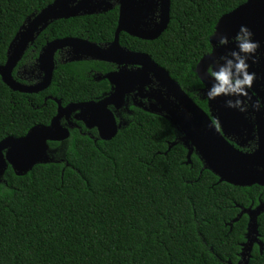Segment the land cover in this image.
Returning a JSON list of instances; mask_svg holds the SVG:
<instances>
[{
  "label": "trees",
  "instance_id": "obj_1",
  "mask_svg": "<svg viewBox=\"0 0 264 264\" xmlns=\"http://www.w3.org/2000/svg\"><path fill=\"white\" fill-rule=\"evenodd\" d=\"M53 1L0 0V66L27 19ZM246 1L171 0L170 23L159 39L125 36L124 43L148 53L194 97L202 87L196 66L211 51L219 19ZM116 25L115 12L53 22L13 77L39 81L38 57L47 42L79 37L102 46L113 40ZM109 69L98 61L64 64L56 57L51 86L33 95L12 91L0 76V142L49 125L58 107L51 98L63 106L101 98L107 81L89 72ZM78 125L65 142L49 143L52 162L23 176L9 166L0 179V264L240 263L249 218L234 220L264 202V187L220 182L196 154L188 164L176 128L142 109L133 108L110 141ZM258 227L263 248L254 245L248 264H264V213Z\"/></svg>",
  "mask_w": 264,
  "mask_h": 264
},
{
  "label": "water",
  "instance_id": "obj_2",
  "mask_svg": "<svg viewBox=\"0 0 264 264\" xmlns=\"http://www.w3.org/2000/svg\"><path fill=\"white\" fill-rule=\"evenodd\" d=\"M55 0L51 5L42 9L38 14L29 17L20 28L11 42L7 60L0 66V76L3 82L14 92L22 94H38L47 90L53 80L55 71V55L65 48L70 49L69 62L92 59L103 62L121 64L142 65V70L128 72L125 69L118 74H108L112 84H116L115 91L97 102L89 101L70 104L63 107L60 100L57 114L49 125H37L25 136L20 138L7 137L0 142V179L6 173L8 167H12L18 176L29 173L36 165L47 164L53 161L50 157L49 143H63L70 137L69 127L63 126L61 121L65 118L70 120L72 113H77L75 118L82 121L86 128H96L99 138L103 141L112 140L121 128L117 124L114 113L110 106L120 109L125 102V95L129 92V86L137 79L149 77L150 74L159 82L160 86L167 91L156 99L145 111L163 115L176 126L183 135L180 141L188 147V164L194 152L204 164V169L216 175L220 182H225L236 187H251L258 185L264 187V128L259 134L258 148L253 153H245L232 146L221 134L212 119L182 90L178 82L171 78L169 72L158 66L149 55L130 52L122 49L119 45V34L126 32L134 37L144 40H156L167 29L170 23L171 0H161V23L152 33L132 28V22L128 20L127 10L132 5L131 0L121 1L120 20L115 41L107 47H101L95 43L78 38H64L51 41L46 44L38 57V69L42 75L41 80L34 85H26L18 82L13 77V72L21 62L23 56L34 44L36 38L44 32L53 21L70 19L77 16L92 15L97 10H108L110 4L99 3L97 0ZM105 5V7H102ZM241 25L246 26L252 32V39L264 47V0H247L230 13L223 15L210 37L212 51L204 56L196 67V73L204 84V92L211 84V78L205 74V69L213 60L227 55L235 48L231 42ZM226 35L229 43L226 47H215L218 36ZM161 93V92H160ZM229 97H217L210 101L214 110L216 103L226 102ZM163 106L158 109V105ZM165 111V112H164ZM221 111V110H220ZM220 116V125L223 119ZM69 126L72 125L68 122ZM178 141L170 145L175 146ZM264 213V202L255 208H248L241 212L234 222H238L243 215L249 218L247 227V242L243 245L241 261L239 264H248L250 253L254 245L261 249L263 244L259 238L258 218Z\"/></svg>",
  "mask_w": 264,
  "mask_h": 264
},
{
  "label": "flooded vegetation",
  "instance_id": "obj_3",
  "mask_svg": "<svg viewBox=\"0 0 264 264\" xmlns=\"http://www.w3.org/2000/svg\"><path fill=\"white\" fill-rule=\"evenodd\" d=\"M79 1L80 0H77L75 2V4H77ZM97 1L99 3L110 4L111 8L110 9L108 8V10H106V11L103 9H101L99 11L97 10V12L95 14H92V15H83V16H77V17L105 15L109 12H115L117 14V25H116V28L114 31L113 40L102 45V46L97 44L101 47H107V46H110L115 41L116 33L118 30V26H119L121 1L122 0H97ZM131 2H132V5L130 6V8H128L127 14H128V20L132 22L131 24H133L132 28H134V29L137 28L138 30L144 31L146 33H152L158 27V25L161 23V15H162V13H161V0H131ZM102 7H105V5H103ZM77 17H74V18H77ZM70 19H72V18H70ZM61 20H68V19H61ZM57 21H59V20H57ZM53 22H55V21H53ZM163 33L161 34V36L163 35ZM125 36L127 37V41L136 40V41H142V42H152V40L140 39V38L134 37V36H132L126 32H121L119 34V45L122 49H125V50L130 51V52L143 53V54L149 55L148 53L141 51V50L130 49L124 43V41H126ZM122 37H124L123 40H122ZM160 37H158L157 39H159ZM65 38H78V39H83V40H87L91 43H94V42L90 41L89 39H85V38H79V37H65ZM61 39H64V38H61ZM55 40H57V39H55ZM156 40H153V41H156ZM231 42H232V40H231ZM47 43H49V42H47ZM211 51H212V46H211ZM211 51H210V53H211ZM69 52H70V49L65 48V49L58 51L56 53V55H55V67H56V57H58L59 60L64 64L74 63V62L68 61L70 58ZM210 53H208V54H210ZM151 59H152V57H151ZM83 61H98V60L83 59L81 61H75V62H83ZM98 62L108 64L110 69L107 72H94V71L89 72V75H91L93 77V79H95V80H101V79L106 80L107 84H108V91L105 92L101 98H98L96 100H90V101H95V102L104 99L105 97L111 95L115 91L116 84L115 83L112 84L108 79H106L105 78L106 75L118 74V72L123 70V69H125L128 72H137L138 70H142V68H143L142 65H135V64H126L125 65V64L113 63V62H110V63L109 62H103V61H98ZM155 63L158 66L162 67L157 62H155ZM248 64H249L248 71L255 73L256 78L253 81L252 87L247 91V95L240 98L242 101L241 107L244 109L243 111L238 110L235 107H232V108L227 107L226 102L216 103V106L218 108L216 110H214L212 108V106L210 105V100H208L206 97V91L205 92L203 91L205 86L201 82L199 77L198 78L202 84V87L198 88L196 92L194 91L195 92L194 97L190 96L182 87L181 88L186 93V95L189 98H191L195 102V104L199 108H201L212 119L213 123L217 126V128L219 129V131L221 132L223 137L232 146H234L236 149H238L242 152L253 153L258 148L259 134L262 132V130L264 128V47L262 49L261 48L257 49L254 59H249ZM162 68H164V67H162ZM41 77H42V75L40 73L39 81L41 80ZM172 79H174V78H172ZM18 82H20L22 84H26V85H34V84L38 83V82H36V83L29 84V83H23L21 81H18ZM176 82H178V81H176ZM132 84H133L132 87L129 86V89H128L129 92L126 93V95H125V102H124L123 106L120 109H116V107L114 105L109 107L110 110L115 115L117 124L118 125L121 124V128L123 126H126V124L128 123L129 117L133 114V108H139V109H142L145 111L146 108H150V106L153 103L159 101V100L158 101L156 100V99L160 98L159 96L163 95L165 98H167L166 97V94H167L166 89L160 86L159 82L152 76V74H150V76L148 78L145 77V79L141 78L139 80L136 78V80L133 81ZM220 97L223 98L225 96L222 95ZM51 99L54 101L58 100L55 98H51ZM229 99L234 100L235 97H229ZM85 102H89V101H85ZM257 102H259V104H257ZM80 103H82V102H80ZM70 104H76V103H70ZM70 104H68V105H70ZM68 105L63 106V104H62L63 107H67ZM57 106H58V104H57ZM157 108L162 109L163 106L161 104H159ZM57 109H58V107H57ZM76 114L77 113H72L69 121H67L65 118H63L61 121L62 125L69 127V130H71L73 128L81 129L80 125H78V123H81L83 125V127L86 128V126L84 125V123L82 121L76 120V118H75ZM165 115H166V113H163V115H160V116L167 119L165 117ZM219 115L222 116L223 126L220 125V119H219L220 116ZM68 122H71L72 125L69 126ZM174 127L176 128V130L178 132V139L177 140L179 142H181L188 150V147L184 144V142L180 141V139L183 137V135L179 132V130L177 129L176 126H174ZM86 129L88 131L95 130L98 137H99V134H98V131L96 128H94V129L86 128ZM188 153H189V150H188ZM194 154H196V152H194L192 154V156Z\"/></svg>",
  "mask_w": 264,
  "mask_h": 264
},
{
  "label": "clouds",
  "instance_id": "obj_4",
  "mask_svg": "<svg viewBox=\"0 0 264 264\" xmlns=\"http://www.w3.org/2000/svg\"><path fill=\"white\" fill-rule=\"evenodd\" d=\"M235 48L227 55L212 61L205 69V74L211 78V84L207 87L206 97L214 100L217 97H235L227 99V107H235L243 111L241 97L247 95L252 87L256 74L248 71L249 59H254L259 43L252 39V32L241 25L237 34L232 38ZM229 38L226 35L218 36L215 47H226ZM259 104V102H257Z\"/></svg>",
  "mask_w": 264,
  "mask_h": 264
}]
</instances>
